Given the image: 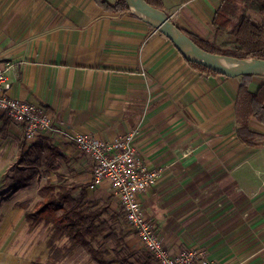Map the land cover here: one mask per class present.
<instances>
[{
	"label": "crops",
	"instance_id": "crops-1",
	"mask_svg": "<svg viewBox=\"0 0 264 264\" xmlns=\"http://www.w3.org/2000/svg\"><path fill=\"white\" fill-rule=\"evenodd\" d=\"M220 1L162 0L177 27L207 40ZM0 64L7 65L9 96L52 120L31 144L49 154L55 189L74 184L75 198L84 189L82 201L105 204L104 217L116 227L118 200L107 182L91 187L92 162L73 137L113 139L135 128L141 157L164 168L140 199L166 248L264 264V144L236 138L240 76L194 68L133 12L107 11L95 0H0ZM260 83L252 78L249 88ZM250 126L264 134L254 117ZM22 138L21 125L0 111V156L11 147L19 152Z\"/></svg>",
	"mask_w": 264,
	"mask_h": 264
},
{
	"label": "trees",
	"instance_id": "trees-1",
	"mask_svg": "<svg viewBox=\"0 0 264 264\" xmlns=\"http://www.w3.org/2000/svg\"><path fill=\"white\" fill-rule=\"evenodd\" d=\"M95 1L107 11L131 12L125 0H115L113 3L107 0ZM145 1L165 11L162 0ZM249 10L259 16V21H254L248 15ZM211 25L214 29V39L222 38L218 43L201 38L185 29H179L207 52L237 59H264V0H221L211 18ZM187 62L199 70L218 74L199 63ZM251 76H240L233 117L237 140L244 145L258 147L264 144V134L251 128L250 119L254 117L264 125V81L253 91L249 88ZM26 145L27 141L23 136L19 143V152L30 156L35 146L23 151ZM57 186L55 189L53 184H46L44 187L47 195L24 214L29 231L39 223L50 229V236L45 245L48 264H59L69 252L78 247L91 250L93 241L98 243L111 241L120 246L126 236L134 233L131 229L124 232L115 227L111 219L105 218L104 215L107 213L105 204L98 200L82 201L85 196L84 189H81L80 196L75 198L71 193L77 188L76 185L60 183ZM63 238L66 241L56 245V242ZM116 264L126 263L118 260Z\"/></svg>",
	"mask_w": 264,
	"mask_h": 264
},
{
	"label": "built area",
	"instance_id": "built-area-1",
	"mask_svg": "<svg viewBox=\"0 0 264 264\" xmlns=\"http://www.w3.org/2000/svg\"><path fill=\"white\" fill-rule=\"evenodd\" d=\"M10 86L7 65L0 64V111L11 122L21 125L26 141L50 130L52 120L49 114L31 102L10 97ZM137 133L134 128L113 139H101L87 133L73 137L77 149L92 162L91 187L108 183L129 229L138 236L156 264H224L209 258L202 249L189 248L172 253L166 248L154 223L145 215L140 199L157 183L164 168L149 166L141 157L135 144Z\"/></svg>",
	"mask_w": 264,
	"mask_h": 264
},
{
	"label": "rangeland",
	"instance_id": "rangeland-1",
	"mask_svg": "<svg viewBox=\"0 0 264 264\" xmlns=\"http://www.w3.org/2000/svg\"><path fill=\"white\" fill-rule=\"evenodd\" d=\"M248 15L254 21H259V16L252 10L248 11ZM207 38L217 43L222 40L214 39L212 35ZM252 78L264 81V75H253ZM34 140L27 141L23 151L32 147ZM19 143L20 140L15 146L18 147ZM35 151L25 156L11 147L0 156V264H48L45 245L50 229L39 223L29 231L24 215L27 209H32L47 195L44 186L55 179L49 166V154H36ZM122 215L113 220L116 227L128 232L129 226ZM131 235L136 234L126 236L120 246L111 241H93L91 250L78 247L69 252L59 264H116L118 260L126 264H155L138 236L129 237ZM65 241L63 238L56 245Z\"/></svg>",
	"mask_w": 264,
	"mask_h": 264
},
{
	"label": "water",
	"instance_id": "water-1",
	"mask_svg": "<svg viewBox=\"0 0 264 264\" xmlns=\"http://www.w3.org/2000/svg\"><path fill=\"white\" fill-rule=\"evenodd\" d=\"M125 1L131 12L166 36L187 61L199 63L226 77L264 75V59H237L207 52L179 29L164 11L149 5L145 0Z\"/></svg>",
	"mask_w": 264,
	"mask_h": 264
},
{
	"label": "bare ground",
	"instance_id": "bare-ground-1",
	"mask_svg": "<svg viewBox=\"0 0 264 264\" xmlns=\"http://www.w3.org/2000/svg\"><path fill=\"white\" fill-rule=\"evenodd\" d=\"M225 65H228L227 63H224Z\"/></svg>",
	"mask_w": 264,
	"mask_h": 264
}]
</instances>
